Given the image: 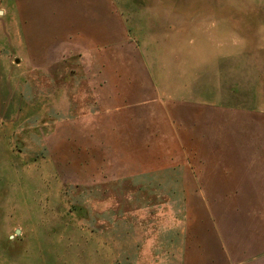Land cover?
Segmentation results:
<instances>
[{"label":"rangeland","instance_id":"obj_1","mask_svg":"<svg viewBox=\"0 0 264 264\" xmlns=\"http://www.w3.org/2000/svg\"><path fill=\"white\" fill-rule=\"evenodd\" d=\"M37 2L73 35L23 41L17 0H0V264H112L114 239L193 221L257 239L264 0Z\"/></svg>","mask_w":264,"mask_h":264},{"label":"crops","instance_id":"obj_2","mask_svg":"<svg viewBox=\"0 0 264 264\" xmlns=\"http://www.w3.org/2000/svg\"><path fill=\"white\" fill-rule=\"evenodd\" d=\"M37 1L17 0L19 17L23 21L25 20L20 26L23 41H31V36L40 38L47 30L48 32L45 34L54 37L68 33L64 32L63 28L67 29L65 21L70 17L55 15L52 11L44 13L42 12L43 8L38 7ZM42 3L43 1H41ZM4 31L5 29L0 26V66L2 65L3 51L6 54L9 52V48L4 49L2 44V41L7 43L9 41V37L4 35ZM5 33H8V31ZM80 34L84 35L85 33L80 32ZM34 41H36L35 38ZM92 79L95 85L93 98L97 101V110H99L97 112L103 114L105 113L103 109L107 100L106 92L102 90L103 84L97 77H92ZM118 105V103H110L107 106L113 107L117 111ZM123 177H125L124 179L137 178L136 175L129 176L128 174L123 175ZM258 190L259 195H264V167H261L259 171ZM194 224H197L196 221L186 225L179 223L177 229L169 227V225L164 226L165 229L170 230L167 234L162 230L160 239H156V237L155 239H139L138 234L136 239H114L115 243L124 244V248L120 247L117 254L112 255V264L115 260H120L122 264H234L233 245L235 243L241 244L240 255L236 256L241 261L240 264H264V229L259 230L257 239H237L236 241L235 239H215L211 230L208 232V239H203V234L200 230H197L199 225L193 227ZM145 251L147 252L145 253ZM101 256L106 255L96 252L92 253L88 259L95 260Z\"/></svg>","mask_w":264,"mask_h":264}]
</instances>
